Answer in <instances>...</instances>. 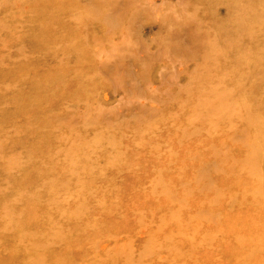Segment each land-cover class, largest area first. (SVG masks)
<instances>
[{
	"label": "rangeland",
	"instance_id": "1",
	"mask_svg": "<svg viewBox=\"0 0 264 264\" xmlns=\"http://www.w3.org/2000/svg\"><path fill=\"white\" fill-rule=\"evenodd\" d=\"M261 138L264 0H0V264H241Z\"/></svg>",
	"mask_w": 264,
	"mask_h": 264
},
{
	"label": "bare ground",
	"instance_id": "2",
	"mask_svg": "<svg viewBox=\"0 0 264 264\" xmlns=\"http://www.w3.org/2000/svg\"><path fill=\"white\" fill-rule=\"evenodd\" d=\"M247 103L248 101L244 100L242 104L239 102V105L248 107L249 105ZM236 111V108H230L228 110V116L233 119L242 116L239 117V119H242V112L236 113ZM259 132H262V128ZM248 153L255 160V163H253L254 168L247 172L245 178L241 180L234 178L229 182V186H236L238 189L233 193L234 202L230 210L223 208L225 217L228 219L230 225L226 229L221 230L219 244L220 246L224 241L225 244L239 251L238 256H240L241 264H252V259L255 258L254 253L261 251L263 247L262 245H258L257 247L251 244L254 243L252 236L255 233H259L256 222L261 215L258 213H262L264 217V208L262 205V203L264 204V138L259 139L255 144H251ZM258 163L263 166L258 165ZM260 172L262 174H259ZM247 192H251L253 196L249 198L246 194ZM260 200L262 203H260ZM184 211L190 212L191 221H195L201 214L199 210L190 209L187 206H184ZM178 215L181 217L182 213L178 212ZM203 229L209 231L211 228L210 226H206ZM262 229L264 230L263 227ZM250 245L252 249L249 251Z\"/></svg>",
	"mask_w": 264,
	"mask_h": 264
}]
</instances>
